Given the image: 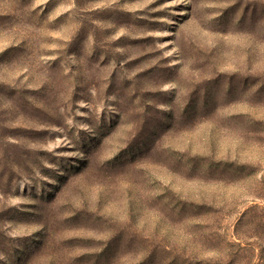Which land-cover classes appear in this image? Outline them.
Listing matches in <instances>:
<instances>
[{
	"label": "rangeland",
	"instance_id": "rangeland-1",
	"mask_svg": "<svg viewBox=\"0 0 264 264\" xmlns=\"http://www.w3.org/2000/svg\"><path fill=\"white\" fill-rule=\"evenodd\" d=\"M0 264H264V0H0Z\"/></svg>",
	"mask_w": 264,
	"mask_h": 264
}]
</instances>
